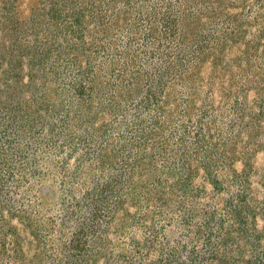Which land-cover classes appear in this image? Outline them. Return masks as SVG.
Wrapping results in <instances>:
<instances>
[{
  "label": "rangeland",
  "instance_id": "374dc122",
  "mask_svg": "<svg viewBox=\"0 0 264 264\" xmlns=\"http://www.w3.org/2000/svg\"><path fill=\"white\" fill-rule=\"evenodd\" d=\"M0 264H264V0H0Z\"/></svg>",
  "mask_w": 264,
  "mask_h": 264
}]
</instances>
